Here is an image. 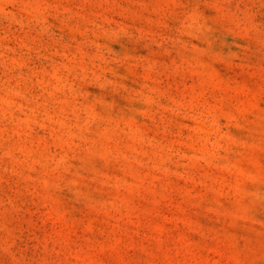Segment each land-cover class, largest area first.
<instances>
[{
	"label": "rangeland",
	"instance_id": "obj_1",
	"mask_svg": "<svg viewBox=\"0 0 264 264\" xmlns=\"http://www.w3.org/2000/svg\"><path fill=\"white\" fill-rule=\"evenodd\" d=\"M0 264H264V0H0Z\"/></svg>",
	"mask_w": 264,
	"mask_h": 264
}]
</instances>
